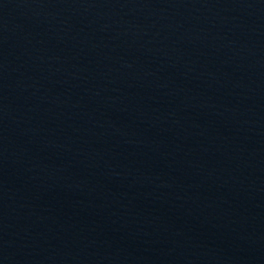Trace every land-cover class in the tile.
<instances>
[{
  "label": "water",
  "instance_id": "1",
  "mask_svg": "<svg viewBox=\"0 0 264 264\" xmlns=\"http://www.w3.org/2000/svg\"><path fill=\"white\" fill-rule=\"evenodd\" d=\"M0 264H264V0H0Z\"/></svg>",
  "mask_w": 264,
  "mask_h": 264
}]
</instances>
